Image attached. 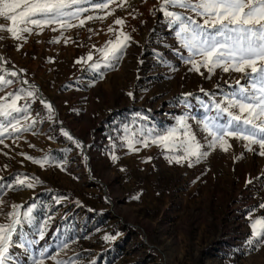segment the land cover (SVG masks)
Segmentation results:
<instances>
[{"label": "rangeland", "instance_id": "obj_1", "mask_svg": "<svg viewBox=\"0 0 264 264\" xmlns=\"http://www.w3.org/2000/svg\"><path fill=\"white\" fill-rule=\"evenodd\" d=\"M160 3L127 0L123 7L90 9L82 15L104 18L71 29H34L20 40L0 32V68L18 72L0 96L38 89L35 98L21 91L25 99L18 102L30 105L31 119L22 123L35 119L34 127L0 144V224L9 222L13 204L20 205L22 221L7 264H33L43 248L70 264H264V246L249 243L253 222L264 217V157L230 140L228 152L209 149L207 159L189 167L167 159L183 154V129L168 149L151 143L186 117L206 144L197 120L214 115L205 105L222 100L241 77L217 69L209 79L203 68V76L189 71L187 51ZM117 18L124 23L115 24ZM120 32L131 40L122 58L105 67L98 49ZM93 63L101 68L92 69ZM41 100L52 105V119ZM122 110L128 118L109 123ZM145 137L147 147L129 149V139ZM17 177L34 186L17 185ZM48 254L44 264H55Z\"/></svg>", "mask_w": 264, "mask_h": 264}, {"label": "snow or ice", "instance_id": "obj_2", "mask_svg": "<svg viewBox=\"0 0 264 264\" xmlns=\"http://www.w3.org/2000/svg\"><path fill=\"white\" fill-rule=\"evenodd\" d=\"M126 3L127 0H121L120 3L117 0H99V2L97 0H0V18L10 22L8 25L0 24V32L7 31L13 38L20 40L24 38L23 33H32L34 29L43 31L45 27L53 25H59L60 29L83 27L86 21L104 18L82 15L88 13L90 9L103 11L109 9L112 4L123 7ZM159 11L176 26L175 36L180 47L187 51L183 62L190 65L189 71L203 76L204 72L201 71L203 68L208 72L209 79L217 69L224 73H240L241 77L235 81L233 90L226 93L222 100L212 99L210 106L205 105L206 113L214 112V115L206 114L202 119L197 120L201 131L206 133V144H202L197 139L186 117L178 119L177 127L155 135L151 143L168 149L174 145L177 133L183 129L181 133L183 139L180 141L183 154L172 155L167 159L170 164L187 163L189 167L207 159L211 154L209 149L228 152L232 147L230 140L244 141L247 151L264 157V0H161ZM107 14L112 13L109 11ZM114 23L122 25L124 21L117 18ZM56 30L57 28L52 27V31ZM108 30L115 32L111 26ZM130 40V35L120 32L113 40H109L104 48L98 49L105 61V67H112L111 61H119L122 58ZM2 59L0 57V60ZM92 59L93 56L89 53L87 60ZM81 62L77 61V63ZM90 67L99 70L101 65L93 63ZM0 72H5L0 74V91H3L4 87L14 83L8 76L17 77L18 72L2 68ZM23 83L28 82L25 80ZM21 91L26 92L27 98H35L38 89L18 90L0 96V144H4L5 136L11 137L14 134L27 132L36 123L35 119H32L31 124L22 123L31 119V116L30 105L21 106L18 103L21 99H25V96L20 94ZM128 95L131 96L132 93ZM189 95L191 94H185V96ZM40 102L48 109V118L52 119L54 114L52 105L44 100ZM63 135L73 140L67 131H63ZM74 142L77 147H81L79 141ZM135 144H143L147 147L149 140L147 137L129 139L128 147L131 151H139ZM254 145L258 148H254ZM26 158L33 159L30 156ZM112 159L116 160L117 157L113 156ZM34 162L43 166L40 160ZM27 179V177L24 179L17 177L16 184L32 188L33 183H26ZM3 203V200H0V205ZM11 207L12 211L6 214L9 222L0 224V264H7L9 260L7 253L13 234L22 222L17 211L20 205L13 204ZM259 207L264 209V203ZM31 211L32 209H29L24 214L26 218L30 216ZM252 235L250 244L255 242L264 246V217L253 222ZM43 238L44 232L41 230L40 239ZM111 238L105 237L106 240ZM62 247L67 248L68 244L64 243ZM48 253L49 249L43 248L39 253L40 258H34L33 264H44V257ZM47 258L55 264H70L69 261L58 259L57 255L48 254Z\"/></svg>", "mask_w": 264, "mask_h": 264}, {"label": "trees", "instance_id": "obj_3", "mask_svg": "<svg viewBox=\"0 0 264 264\" xmlns=\"http://www.w3.org/2000/svg\"><path fill=\"white\" fill-rule=\"evenodd\" d=\"M129 113L130 112H126L125 110L116 112V113H114V115H112V119H111V121L109 123L113 124L115 120L117 122L123 121V120L128 118ZM151 124H153V123H151ZM131 264H141V262L140 261H135V262H132Z\"/></svg>", "mask_w": 264, "mask_h": 264}]
</instances>
